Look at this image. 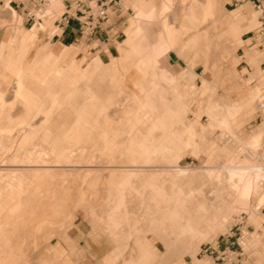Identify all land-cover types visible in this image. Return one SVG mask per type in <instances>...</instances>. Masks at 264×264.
<instances>
[{"label": "rangeland", "instance_id": "rangeland-1", "mask_svg": "<svg viewBox=\"0 0 264 264\" xmlns=\"http://www.w3.org/2000/svg\"><path fill=\"white\" fill-rule=\"evenodd\" d=\"M135 1L137 0H130L128 1L129 4L126 5L124 3L125 0H122L125 12L122 16L113 15L111 23L115 24L113 27L107 29V33L103 36L101 43L95 41L86 43L85 41H81L82 43L79 44V39L74 47L68 50V55L73 56L78 53V56L75 58V62L78 64L85 59L86 61H90L95 56H99L104 64H109L112 58H118L120 56V44L127 38L131 30V23L135 16V8L133 7V2ZM167 1L170 7H162V14L171 11V13H175L174 15H160L155 16L157 20H154L155 17L148 20L146 18H140L137 15L138 13H136V18L138 20H143L141 22L143 24L153 25L154 29H159L155 36L156 39L158 33L162 31L165 25L170 26L176 32V42L179 44L177 49L181 53V56L171 52L166 61L161 64V67L168 70L174 77L177 91L182 96V107L180 112H178L179 108L173 103L172 105L170 104L169 108L174 112H178V116L167 119L166 122L171 125L173 130H177L178 132L185 127H191L193 137L190 139V142L186 144V146L184 145L182 150L176 151V149H174L175 151L172 152L171 158L176 160V164L170 163L169 159L153 158L152 161L154 160V162H151V168L143 169V163H135V159L131 158L127 151H125L124 141L127 140L129 134H123L124 132L131 131V129H140L142 132H145L150 126H148L147 121L143 120V118L138 121L134 120L129 125L127 124L126 128L118 130L120 132L124 131L123 133L121 132V136L116 141V144H118L120 148H115L111 151L107 149V151L101 150L103 141V145L105 144L106 147L110 145V139L114 142L112 139L114 137V131H101L98 140L95 143H91L89 141V123H87V135L83 136V143H79V145L78 143L77 145L73 143L71 147L68 145V149L65 151H61L56 150L54 143H50L48 140L40 147H33L32 142L30 145L31 150L29 149L24 160L18 163L13 162V160H7L6 157L10 155L12 148L15 147L16 141L21 136V130L18 134L11 135L12 138L6 134L0 136V145L8 144L4 151H1L0 146L1 164L2 161L4 164L6 160L9 165L12 162L11 164L17 165H56L64 167L74 166L78 168L68 169L69 172L72 171L70 173H72L73 176L67 173L66 180L62 182H60V177L63 176L57 175L48 174L39 177H27L31 184L26 177H23L26 178V180L23 179L25 183L22 181L24 184H21L26 192L24 190L19 191L20 193H16V198L10 202L6 201L7 204L11 206L9 207L7 205L5 208L6 210L4 209L6 212L0 215V226L3 230L2 233H0V264H53L54 260L49 250L50 243L56 237L60 236L62 232L69 230L71 223L75 220H77L78 223L84 222L86 227L101 234L105 240H110L116 248L122 247L123 244L128 245L126 250L121 249L114 252V255L118 256V260L122 263H125V261L131 257L137 259L139 255L138 244H140V242L143 243V239L146 238L150 240V242H153L151 244L154 246V255L149 258L146 264H174L179 261H190L192 264H218L215 260L216 256L204 254V251L209 246L212 248L220 246L221 250L223 247L229 246L231 249L239 251L238 244L245 253L243 262H248V264H264V198H262L264 196V170H261L262 164H264V141H262L260 147L258 146V149L257 147L250 146V144L245 146L250 135L260 130L264 131V108L260 107V102L264 103V98L262 97V100L261 96H255L258 88L261 89L260 94L263 93L264 95V72L261 71L260 67L262 63L259 65V71L257 72L252 70L253 68L251 65L249 66L250 70L241 69L242 65L239 66L238 63L240 59H238L236 53L238 41L235 35H233L232 30L236 28L234 32L237 30L239 35L241 34V30L252 31L253 34L257 36V31L261 26L259 20L260 14L254 5L250 3L245 12L237 11L242 14L236 16V10L241 8L239 6L241 0H219L222 5V11L219 13L220 23V20L215 15V11H211L212 9L214 10L212 3L209 4L212 8H208L209 15L207 16L208 18H206L208 21H206L205 19L201 20L203 19L205 7L201 5L202 3L200 0H198L199 3H194L195 9H193L194 12L192 13V9L188 6V0ZM193 1L194 0H192V2ZM205 1L207 2L208 0H203V2ZM55 2L58 7L61 5V1L56 0ZM159 2L158 0L150 1V3L155 4V8L159 5ZM7 3H9V0H0L1 30L8 28L10 30L8 33L16 35L26 29L29 30L33 28L35 32L38 33V39L28 46L29 56L24 58V61H26V59L28 60L40 47L45 45L53 46V44H55L54 40L51 39L55 32L53 26L54 18H50V16L51 14L60 16L65 11L63 4L61 10L58 11L52 10V6L50 5L41 13H36V15L41 18V22L38 21L33 26L32 24H24L26 17L18 11H15L17 20L15 18L13 20L14 22L1 24L6 18L9 19L8 7L11 5L9 4V6ZM231 3H233L232 6L227 5ZM235 4H238V7H236ZM5 7H7V9ZM199 9L201 11L203 9V14L201 16L198 15ZM190 13L196 17L190 16L189 18ZM44 14L50 15L42 18ZM189 19L191 21L195 20V22H190ZM184 24H188L190 29H185L186 27L184 28ZM204 27L207 28V31L202 32L201 28ZM216 28H218V33L216 32ZM210 32H212L211 37ZM5 33L6 32L3 30L0 31L1 40L5 39ZM213 36L215 38L217 37L216 40L218 39L219 42L223 43L219 51H215L212 46V44L216 42L215 38L212 40L215 41L211 42ZM257 40H259V37H257ZM189 41L191 44H188L190 43ZM200 44L205 45L204 47H200ZM206 47L212 50L210 49L209 51ZM263 54L264 48H259L257 43L256 46L252 47L249 51L248 64L249 60L256 56L261 57L263 59L261 62H264ZM160 61H156V68L149 69L147 74L159 69ZM166 70L162 71L164 78L160 76V72L157 73L158 75L156 77L160 85L164 88L169 86L171 80V75L165 73ZM4 76L3 79H0L1 85V81L6 82V84H4L6 89L4 97L5 108L2 110V113L4 117L8 113H11L13 116L12 120L15 123L23 112L22 107L24 103L21 101H14V73L5 71ZM128 79L129 81L137 80L139 76L133 71L128 74L120 72L117 75L99 72L91 79L86 78L85 81L79 83V94L74 98V101L59 106L62 109H57V111H55L57 113L55 117L62 115V118H60L61 120H59L61 123L64 122L67 114L70 115L69 119H72L75 108L82 104L83 97L85 96L83 92L89 87H92L95 91L100 90L101 93L103 92L113 97L114 104L110 106L109 109L111 113L121 112L123 109H135L132 99V94L135 89L128 86ZM87 80L89 83L86 82ZM167 81L169 84H167ZM204 81H206L207 84L204 83ZM150 92L142 96L144 104L149 99ZM156 93L157 99L166 96L157 91ZM251 97L252 101L250 102L248 98ZM210 100L216 101L219 108L222 106L221 108L223 109L221 110H223V113L226 112L224 111V106L226 108L230 107L231 109L227 108L231 115L230 119L227 118V120L221 113L222 115L219 114L216 123L210 126L211 118L213 117L211 115L212 113L209 111L210 107L208 106V101ZM50 106L51 103L47 99L44 103V107L48 108ZM148 112V110L141 111V117L148 114ZM229 114L226 112L227 116ZM135 116H137V114H135ZM1 120L0 126H6L8 122L4 119ZM35 132L36 134L30 137L32 141L38 136V131ZM161 134L162 133L156 131L154 137L157 138L161 136ZM24 137L25 136L22 135L21 139ZM95 139H97V136ZM57 145L61 146L64 145V143ZM82 145L87 148H85V150L81 149ZM249 147H251V149ZM255 148L257 150H254ZM39 158L42 160H38ZM247 162H249L251 166L255 163L254 168L261 170L263 180L259 182L261 184H257V189L253 191L250 199L243 205L239 200L238 192L233 188V185L229 183L228 179L230 172L226 167L228 165H245ZM8 164L5 163L6 166H8ZM104 166L118 168V170H114L110 174L111 180L109 184L113 190L110 191L109 196L117 200L119 194L123 195L125 206L123 205L119 208L118 215L122 218L127 216L126 219L123 220L124 222H122V228L120 227V230H117L118 232L114 231V233L108 216L113 211L115 212L116 209L113 210V207L115 208V203L117 202L114 200L106 201L107 196H104V194L97 202H93L97 196V191H91L93 188L91 180L87 183L90 184L88 188H86L87 185L84 184L87 173L86 169ZM125 166H136L135 169L138 171V175H141L134 178L133 183L131 181L129 186L122 185L128 175L126 171L129 170L124 169L123 167ZM173 166L175 167L173 168ZM121 168L123 171H121ZM181 169H185L182 175L180 172ZM211 170L213 171L212 175L209 174ZM139 171L144 174L142 175ZM155 171L161 173V179L158 183L165 186L163 188L167 194L170 193L169 195H173L176 189H181L183 191L185 195L183 198L185 199L187 196L184 202H186V206L190 208V210L188 208V212L193 210L192 212H196L197 217L200 219L205 220L207 217L216 219L214 224L211 225L212 229L210 228L212 232L208 230L207 223L203 221L199 224L198 234L195 236L190 235L189 232L182 235L180 231H177L175 234L171 233L168 228V221H162V215L155 210V203L158 199L153 197V190L150 186L145 184L148 182L147 174L150 172L155 173ZM109 172V169L105 171V178L101 185L102 188L105 187L106 177ZM100 174L102 175L101 172ZM168 175L170 179L171 176H173L172 178L174 180H170ZM77 177H79V180H77ZM55 179L57 180L56 182H58V184H56V188H58L57 192H51L52 197L45 196L39 199L44 192L40 193L36 188L38 186L40 188L43 186L44 188V180L48 181L45 187L48 188L55 183ZM5 182L6 183H0V189L6 188L4 192H0L1 204L5 203V194L8 193V181L6 180ZM21 184L19 187L22 186ZM40 184L42 185L40 186ZM68 187H73L72 189H74V191H71V193L67 192ZM99 189L100 185L97 193H99ZM191 191L193 194L189 197L188 195ZM45 193H47V191ZM69 195H71V198ZM18 197H20L19 205L23 202L33 205L38 201L37 206H14L18 205ZM55 198H57L58 201H56L55 205L51 206L52 204L50 203H53ZM261 198L263 199L262 201ZM257 204L259 206H257ZM165 207V205H161V208ZM13 208L17 211H13L11 214L10 212L14 210ZM33 210H35V212ZM147 210H150V212ZM196 214L194 217L198 219ZM161 223H164L165 226H161ZM166 228H168V230H166ZM84 230L86 231V229ZM163 231H165L166 234ZM169 242L174 244L170 245Z\"/></svg>", "mask_w": 264, "mask_h": 264}, {"label": "crops", "instance_id": "crops-1", "mask_svg": "<svg viewBox=\"0 0 264 264\" xmlns=\"http://www.w3.org/2000/svg\"><path fill=\"white\" fill-rule=\"evenodd\" d=\"M128 1L130 0H125L124 3L127 5L129 4ZM144 1L137 0L133 2V7L135 8V16L133 17V21L131 23V30L128 33L127 38L123 41L122 44H120V56L118 58H112L109 64H104L99 56H95L90 61H86V59L82 60L81 63L78 64L75 62V58L76 56H78V53L73 56L68 55V50L74 47V45L79 40V34H78L79 26L77 22L73 20L70 22L68 27L57 26L54 24L53 26L55 32L53 33L51 39L54 40L55 44H53V46L45 45L40 47L29 57L28 60L26 59V61H24V58H27V56H29L28 46L33 41L38 39L37 36L38 33L35 32V30L32 28L29 30L26 29L25 31H22L19 34L12 35L8 33L10 31L8 28L2 29L3 31L6 32L5 33L6 37L5 39L2 40L0 39V48L2 49V50L0 49L1 50L0 79H3L5 77L4 76L5 71L8 72L11 71L14 73L15 78L13 81L14 82L13 98L14 101H21L22 103H24V106L22 107L23 110L22 114L17 118L19 121L14 123L13 120H11V118H13L11 113H8L4 117L2 110L5 108L3 106L5 100L2 101V99H5L4 97H5L6 89L4 87L5 86L4 84H6V82L1 81L2 85L0 84V123L2 122L1 119H4L8 122L7 124H9V126L7 125V127L15 126V128H17L24 121L25 127L23 126V129L20 131L21 132L20 134L26 136L27 134L30 133L31 129L38 131V136L35 138L33 142V147H40L48 140L50 143H54V145L56 146V150H61V151H65L66 149H68L67 148L68 145H70L71 147L73 143H75V145H77V143L78 145L79 143H83L84 141L83 136L87 135L86 127H87V123H89L88 125L89 137H90L89 141L91 143H95L98 140V136L101 131H108V132L114 131L113 132L114 137L112 138L114 142H112V140L110 139V143H109L110 145L107 147L105 146V144L103 145L104 141L102 142L101 150L105 151L107 149L109 151V149H111L110 148L111 146H113L114 149L120 148L118 144H116V141L117 139H119V137L124 131L123 132L121 131L122 132L121 133L118 130H121L122 128H126V125L127 124L129 125L134 120L138 121L143 118V120L147 121L148 126L150 127L146 129L145 132H142V130L140 129L137 130L131 129V131L129 132H124L123 134H127V135L129 134L127 140L124 141L125 151H127L128 155L131 158L138 160L140 159L139 155L142 154V151L139 150V145L140 147L145 146V148L148 149L146 153L147 154L146 158L169 159L170 160L169 162L173 163V160L175 159H172L171 157H172V152H174L175 150L172 149V145H171L172 143H174V136L172 133L181 134L183 133L184 129L188 127H185L180 132H178L177 130H173L171 128V125L166 122L167 119H172L175 118V116H178L177 113L180 112L182 104L181 101L177 100L176 95L178 96V98L182 96L177 91L174 82V77L170 74L168 70L162 68L161 64L166 61L168 55L171 52L177 53L179 54V56H181V53L177 49L179 47V44H177L173 49L165 52L163 55L159 56L158 58H155V56L153 55V46H155L154 44L157 43V39L155 38V36L159 29H154L153 25H146L141 23L143 20L140 19L138 20L136 18V13H137L136 6H138L141 3H147L149 5V8H147L146 10L148 12L153 11L154 12L153 15L156 16L171 15V14L174 15L175 13H171L170 11L162 14L163 8L161 5L164 2H167V0H158L160 2L158 3L159 5L156 8L154 3L152 4L150 3L151 0H144ZM200 1L203 2V0ZM7 4L8 5L10 4L11 5V6L9 5L10 8H12L14 11H18L22 15H25V11L27 10L26 0H9V3ZM60 4L61 5L58 7L56 11L61 10L62 3ZM248 4H250V1L247 0L241 1L239 5L241 8L236 10V12L237 11L245 12ZM22 5H24V8L22 7ZM227 5L232 6L233 3ZM213 6H215L214 7L215 14L220 20L219 13L220 11H222V5L219 2V0H215ZM235 6L238 7V4H235ZM155 10L157 11L156 13ZM202 14H203L202 11L199 9L198 15L201 16ZM16 20H17V16H16ZM12 21L6 18V20L1 22V24ZM24 24L30 25L31 23H28L25 20ZM184 27L190 29V26L188 24H184ZM138 29H140L141 33L146 34L145 35L146 45L140 48L135 47L136 42L139 39V36L136 35V31ZM2 30L0 29V31ZM201 30L202 32H205L207 31V28L204 27L201 28ZM216 32L218 33V28H216ZM239 37H240L239 38L240 43H238V47L236 49L238 59H240L238 64L239 66L242 65L241 69L250 70L248 64L249 51L252 49V47L256 46V44L258 43L257 36L253 34L252 31L241 30V34ZM204 45L205 44L202 45L200 44V47H204ZM258 47L261 48L259 44ZM37 60L39 63L36 62ZM156 61L157 62L160 61L159 69H157L154 72H149L147 74V71L149 69L156 68ZM35 62L36 64H34ZM48 63H50L49 66ZM260 67H261V71L264 72V62H262ZM163 70H166L165 73H169L171 75L170 84L167 81V84H169L167 88L162 87L160 85L159 80L156 79L158 72H160V76L164 78L162 75ZM131 71H133L135 74L139 76V79L137 80L129 81L128 79L127 81L128 86L133 87L135 89V91L132 94V99L135 105V109H129V110L123 109L121 112L119 111V112L111 113L109 112V109L110 106L114 104L113 97L110 95H106V93L103 92L101 93L100 90L95 91L92 87H89L85 92H83L85 96L83 97L82 104L79 107L75 108L72 119H69L70 115L67 114V116H65V120L63 124L59 122V120H61L60 118H62V115H58L55 117V114H57L55 111H57V109L59 110L62 109L59 106L74 101V98L77 96V94H79V90H78L79 83L85 81L86 78L91 79L95 74L99 72H106V73H111L113 75H117L120 72H124L128 74ZM86 82L89 83L88 80ZM25 87L28 88L29 90L26 89ZM155 90L158 93L166 96L157 99V93ZM28 91L31 92L29 93ZM32 92L34 93L32 94ZM148 92H150L149 93L150 97L144 104L142 101V96L144 94H147ZM47 98L51 103V106L48 108L44 107V103L46 102ZM33 101L36 102L33 103ZM52 101L55 103H53ZM37 103L39 108L38 111H37L38 108H36ZM172 103L179 108L178 112H174L169 108V105L170 104L172 105ZM33 104H35V106H33ZM29 106L30 107L32 106L31 108L32 109L35 108L36 110H31V109L29 110ZM27 108L28 110H26ZM144 110H148L149 112L148 114H145L143 117H141V111ZM26 112L28 113L27 115L28 117L26 116L27 114ZM86 114H87V118H86ZM135 114H137V116H135ZM29 115L31 116L30 118L32 120L29 119ZM25 117L29 119L26 121L28 122L30 121V123H27L25 121L26 119ZM20 118L22 119V122L20 121L21 120ZM32 121L33 123H31ZM7 127L0 126V132L1 130L3 131ZM156 131L162 133L161 136L155 138L154 134ZM96 136L97 139H95ZM62 143H64V145L61 146L57 145ZM165 145L167 146V150L162 154L161 157H158L155 151H157L159 146H165ZM28 148L31 150V146H29ZM85 148L87 147L82 145L81 149L85 150ZM3 168L4 170H8V171L9 169L12 170V168H18L16 170L20 171L21 172L20 174L23 177L45 176L52 172L51 169L60 170L61 171L60 174L63 175L67 171V173L72 175L70 173L72 171L68 172V169H73V168L78 169L77 167L74 166H70V167L58 166L56 168L55 166L18 165L14 167L13 166L0 167V170H2ZM45 168L46 169L49 168V170L47 169L46 172ZM123 168H126V166ZM134 168H136V166ZM142 168L146 169L143 166ZM88 169L92 172V174L94 173L97 174L96 173L97 171L99 173L101 172L103 176V179L100 182L99 194L95 199L98 201L100 197L104 194V196L105 195L107 196L106 201H111L112 197L109 196V193L113 189L109 184V181L111 180L110 174L112 171L118 170V168L110 167V166L108 168L107 166H104V167H91ZM107 169H109L110 172L106 177L105 187L102 188L101 185L105 178V171ZM56 171H54L55 173L53 172V175L61 176L59 174L60 171H57L58 173ZM13 172L16 171L14 170ZM50 175H52V173ZM46 184H48V181L44 180V188L43 186L42 188L38 186L36 190L40 191V193L46 192L49 189H53V191L57 192L55 190L57 188L54 187L55 184H57V182L53 184L54 186L51 185L48 188H45ZM41 185L42 184H40V186ZM72 188L73 187H68L67 192L71 193V191H74V189ZM69 197L71 198V195H69ZM53 201H54L53 203H50L52 204L51 206L55 205L58 199L55 198ZM97 201L94 200L93 202H97ZM37 202L38 201H36L33 205L31 203L23 202L20 206L36 207ZM84 227H86L84 222L78 223V221L75 220L71 223V227L69 228V230L62 232L60 236L56 237L53 241H51L49 250L51 253V257L54 260L53 264H146L144 263V261L141 260L137 263L138 257L137 259L131 257L130 259H127L125 263L120 262L118 260V256L114 255V252H116V250H121V249L126 250L128 245L123 244L122 247L116 248L114 244L110 242V240L109 241L105 240L101 234L96 233L93 229H90L88 227L84 228ZM84 229H86V231ZM143 241H145L146 245L151 249V256H150L151 258L154 255L153 253L154 246H152L151 244L153 242H150V240L146 238L143 239ZM140 244L138 245L140 246ZM173 244L174 243H170V245ZM174 264H192V263L190 261L189 262L179 261Z\"/></svg>", "mask_w": 264, "mask_h": 264}, {"label": "bare ground", "instance_id": "bare-ground-1", "mask_svg": "<svg viewBox=\"0 0 264 264\" xmlns=\"http://www.w3.org/2000/svg\"><path fill=\"white\" fill-rule=\"evenodd\" d=\"M56 1V0H55ZM55 1H53L52 3H53V5H52V3L50 4L51 6H52V10H54V11H56L57 10V8H58V6H57V3L55 2ZM58 1V0H57ZM144 1V0H143ZM189 2H188V6H190L189 8L190 9H192V11H191V13L192 12H194L193 11V9H195L194 8V3L196 4V2H198L199 3V1L198 0H194L193 2H192V0H188ZM214 1L215 0H208L207 2L205 1V2H201L200 4L203 6V7H205V9H204V14H203V19H201V20H206V18H208L207 16L209 15L208 13V8L209 7H211V5L209 6V4L210 3H212V4H214ZM145 2V1H144ZM168 2V1H167ZM167 2H164L161 6L162 7H167V6H169V3H167ZM174 3V2H173ZM152 4V3H151ZM7 5V4H6ZM175 6V5H174ZM177 6V5H176ZM137 7V13H138V16L140 17V18H146V19H151V18H153V17H155L156 15H153V11H147L146 9L147 8H149V5L147 4V3H141V4H139L138 6H136ZM170 7V6H169ZM201 7V6H200ZM202 7V8H203ZM213 8L215 7V6H212ZM211 7V8H212ZM6 9H7V7H5ZM174 8V7H173ZM155 9V8H154ZM169 9V8H168ZM8 10H9V14H8V16H9V19L8 20H10V21H12V20H14L15 18H16V12L12 9V8H10V7H8ZM189 11V10H188ZM202 11H203V9H202ZM211 11H215V10H211ZM49 12V11H48ZM157 12V11H156ZM155 12V13H156ZM190 13V15H189V18H190V16L191 17H196V16H193L192 14ZM242 13L241 12H237L236 13V16H240ZM216 15V14H215ZM165 17V16H164ZM209 17H211V16H209ZM156 18V17H155ZM154 18V20H157V18L155 19ZM182 18V17H181ZM181 18H179V19H181ZM161 19V18H160ZM174 19H176V18H174ZM141 20V19H140ZM153 20V19H152ZM177 20H178V18H177ZM190 20V19H189ZM138 21V20H137ZM194 22H195V20H193ZM193 21H191L190 20V22H193ZM206 21H208V20H206ZM150 22H151V20H150ZM168 23V22H167ZM159 24H160V22H159ZM169 24H171V23H169ZM176 27V26H175ZM174 27V28H175ZM180 27V26H179ZM193 27V26H192ZM177 28V27H176ZM175 28V29H176ZM181 28H182V24H181ZM185 28V27H184ZM185 29H187V28H185ZM236 28H233L232 30H233V35H235V38H236V40L238 41V43H240V35H239V32L236 30L235 32H234V30H235ZM176 30H178V29H176ZM180 30V29H179ZM196 31V30H195ZM232 32V31H231ZM212 32H210V37L212 36V34H211ZM136 35L137 36H139V39L137 40V42H136V45H135V47L136 48H140V47H142V46H145L146 45V42H145V40H146V34L145 33H141V31H140V29H138L137 31H136ZM214 35V34H213ZM31 36V35H30ZM233 37V36H232ZM191 38V37H190ZM193 38V37H192ZM215 37L213 36V38L211 39V42H214L215 40H216V38H215V40L214 41H212L213 39H214ZM186 41V40H185ZM193 41H194V39H193ZM193 41H192V44H193ZM187 42H188V39H187ZM190 42V41H189ZM211 42H210V45H211ZM16 43V42H15ZM27 43V42H26ZM188 44H191V42L190 43H188ZM223 43L222 42H219V40L217 39L216 40V42H214V44H212V46L214 47V50L216 51V50H218L219 51V49H221L222 47L221 46H223L222 45ZM155 46H153V55L155 56V58H158L159 56H161V55H163L165 52H167V51H169V50H171V49H173L176 45H177V42H176V32H175V30L173 29V28H171L170 26H168V25H165V26H163V28H162V31L160 32V33H158V36H157V43L156 44H154ZM240 45H242V44H240ZM15 46H17V45H15ZM211 46V47H212ZM27 47V46H26ZM225 47V46H224ZM207 48V47H206ZM205 48V49H206ZM210 48V47H209ZM1 49V48H0ZM26 49V48H25ZM211 49V48H210ZM210 49H208L207 48V50H209L210 51ZM226 49V48H225ZM227 49H228V47H227ZM226 49V50H227ZM2 50V49H1ZM0 50V51H1ZM206 50V51H207ZM212 50V49H211ZM25 51V50H24ZM209 51H208V53H209ZM212 52V51H211ZM218 53V52H217ZM251 53H253V52H251ZM26 54V53H25ZM214 54V53H213ZM216 54V53H215ZM264 55V54H263ZM212 56V55H211ZM216 56V55H215ZM235 56V55H234ZM251 56H253V55H251ZM46 58V57H45ZM56 58V57H55ZM54 58V59H55ZM216 58V57H215ZM53 59V60H54ZM217 59V58H216ZM42 60V59H41ZM41 60H39V61H41ZM261 60L263 61V59L261 58V57H254L253 59L251 58L250 60H249V66L251 65L252 66V70H255L256 72L257 71H259V69H258V67H259V65L262 63L261 62ZM37 63H39L38 62V60L36 61ZM36 62L34 63V64H36ZM230 62V61H229ZM52 63V62H51ZM224 63V62H223ZM228 63V62H227ZM74 64V63H73ZM230 64V63H229ZM50 65V63H48V66ZM22 66V65H21ZM34 66V65H33ZM32 66V67H33ZM80 66V65H79ZM219 67V66H218ZM65 69V68H64ZM87 69V68H86ZM22 70V69H21ZM20 70V71H21ZM31 70H32V68H31ZM85 70V69H84ZM62 71H63V69H62ZM83 71V70H82ZM224 71H225V69H224ZM255 72V73H256ZM253 73H254V71H253ZM259 73V72H258ZM14 83V82H13ZM18 83V82H17ZM204 83H206L207 84V82L206 81H204ZM210 87V86H209ZM209 87H208V89H209ZM26 88V87H25ZM18 89H19V87H18ZM26 89H28V88H26ZM207 89V88H206ZM29 90V89H28ZM258 91H256L257 93H255V96H261V98L263 97L264 98V95H263V93L262 94H260V90L261 89H257ZM263 90V89H262ZM16 91V90H15ZM17 91H19V90H17ZM29 92V91H28ZM31 92V91H30ZM29 92V93H30ZM66 92V91H65ZM255 92V91H254ZM34 92H32V94H33ZM16 94H18V93H16ZM25 94V93H24ZM251 94V93H250ZM20 95V94H19ZM29 95V94H28ZM35 95H36V93H35ZM67 95V94H66ZM253 95H254V93H253ZM252 95V96H253ZM34 96V95H33ZM50 96V95H49ZM24 97V96H23ZM36 97V96H35ZM38 97V96H37ZM176 97H177V100H179V101H181V97L180 98H178V96L176 95ZM26 98V97H25ZM263 98H262V100H263ZM39 99V98H38ZM48 99V98H47ZM60 99H61V96H60ZM248 99H250V102L252 101V97L251 98H248ZM3 100H5V99H2V101ZM36 100V99H35ZM209 100V99H208ZM28 101V100H27ZM60 101V100H59ZM246 101H248V100H246ZM253 101H254V99H253ZM36 102V101H35ZM34 101H33V103H35ZM53 102V101H52ZM256 102V101H255ZM4 103V102H3ZM31 103H32V101H31ZM39 103V102H38ZM38 103H37V107L36 108H38ZM53 103H55V102H53ZM208 103H209V107H210V113H212L211 115L213 116H211L212 118H214V119H212L211 118V123H210V126H212V125H214L215 123H216V120H217V117L219 116V114H223L224 115V117L227 119H230V117H231V115L229 114V112H228V110H227V108H229V109H231L230 107H225L224 106V111H226L229 115L227 116L226 115V112H222L223 110H221V109H223V108H219L218 107V104H217V102L215 101H208ZM57 105H59V104H57ZM228 105V104H227ZM4 106V105H3ZM28 106V105H27ZM33 106H35V104H33ZM39 106H40V104H39ZM207 106V107H208ZM220 106V105H219ZM32 107V106H31ZM30 106H29V110L31 109V110H36L35 108H31ZM218 107V108H217ZM260 107H262V108H264V103L263 102H260ZM226 108V109H225ZM26 110H28V108L26 109ZM39 110V108L37 109V111ZM230 111V110H229ZM36 112V111H35ZM53 112V111H52ZM231 112V111H230ZM27 113V112H26ZM31 113H32V111H31ZM218 113V114H217ZM35 114V113H34ZM39 114V113H38ZM221 114V115H222ZM28 115V113L26 114V116ZM49 115V114H48ZM48 115H47V117H48ZM37 116V115H36ZM36 116H33V117H36ZM28 117V116H27ZM31 116L29 115V119H31L30 118ZM38 117V116H37ZM26 118V117H25ZM25 118H23V119H25ZM51 118V117H50ZM21 119V118H20ZM28 118H26L25 119V121L26 120H29ZM227 119V120H228ZM11 120H12V118H11ZM18 120V119H17ZM32 120V119H31ZM9 121V120H8ZM19 121V120H18ZM21 122H22V119L20 120ZM27 123H30V121L28 122V121H26ZM19 123V122H18ZM23 123V124H22ZM21 124H20V126L19 127H17V128H15V126L14 127H12V126H10V127H7V125L9 126V124H7L6 125V129H4L3 131L1 130V132H0V136H3L4 134H6V135H9V136H11V135H16V134H18L19 133V131L20 130H22L23 129V126L25 127V122L23 121ZM26 123V124H27ZM31 123H33V121L31 122ZM11 124V123H10ZM31 125V124H30ZM21 133V132H20ZM29 133V132H28ZM36 134V132H35V130H31L30 131V133L29 134H27L23 139H21V137H22V135L23 134H20L21 136L19 137V139L16 141V144H15V142H14V144H15V147H13L12 148V151H11V153H10V155H8V157H10V158H8V157H6V159L7 160H13V162H19V161H23L24 160V158H25V156H26V154L29 152V148H28V145L30 144H32V142H34V141H32V139H30V137L32 136V135H35ZM173 134V136H174V143H172L171 145H172V149H176V151H180V150H182V148H183V146L185 145L186 146V144H188L189 142H190V139L193 137V133H192V129H191V127H188V128H186V129H184V131H183V133H181V134H179V133H172ZM1 138V137H0ZM11 138H12V136H11ZM14 138V137H13ZM264 131L263 130H260V131H258V132H255L254 134H252V135H250V138L246 141L247 143H246V145L245 146H247V144L249 145L250 144V146H253V147H257V149H258V146L260 147L261 146V143H262V141H264ZM11 140V139H10ZM13 140V139H12ZM1 141H3V140H1ZM10 142V141H9ZM0 144H1V142H0ZM2 144H3V142H2ZM21 144V145H20ZM244 144H245V142H244ZM8 145V144H7ZM7 145H0L1 146V151H4L5 149H6V146ZM29 145V146H30ZM263 145V144H262ZM111 149H109L110 151L111 150H113L114 149V147L113 146H111L110 147ZM250 149H251V147H249ZM253 149V148H252ZM256 148L254 149V150H257ZM139 150L140 151H142V154H140L139 155V158L140 159H142V160H140V159H138V160H134V162L135 163H139V162H142L143 163V167H145V168H150L151 167V162H154V160L152 161V159H150V158H146L147 157V151H148V149L147 148H145V146H141L140 147V145H139ZM167 150V146L165 145V146H159V148L157 149V151H155L156 153H157V156L158 157H161L162 156V154L165 152ZM253 150V151H254ZM8 153V154H9ZM258 153V152H257ZM44 156V155H43ZM4 159V158H3ZM2 159V160H3ZM255 159V158H254ZM257 159V158H256ZM1 160V161H2ZM32 160V159H31ZM38 160H42L41 158H39ZM9 162V161H8ZM11 162V161H10ZM30 162V161H29ZM32 162V161H31ZM92 162V161H91ZM94 162V161H93ZM260 162V161H259ZM5 163L6 164H8L7 163V161L5 160ZM5 163L3 164V161H2V164L0 165V167H7L6 165H5ZM12 163V162H11ZM10 163V165L8 164V166H18L17 164H11ZM173 163L174 164H176V161L175 160H173ZM254 163V162H253ZM94 164V163H93ZM255 163L253 164V166H251L250 164H249V162H247V164H245V165H240V166H234V165H228L226 168L228 169V171L230 172V176H229V183H231L232 185H233V188L238 192V195H239V200L241 201V203L243 204V205H245V203L250 199V197H251V195H252V193H253V191H255L256 189H257V184L260 182V181H262L263 179H262V177H263V174H262V172H261V170H264V164H262V168H261V170H259V169H257V168H254L255 166ZM259 166V165H258ZM257 166V167H258ZM55 167L57 168L58 166H56L55 165ZM108 168H109V166H107ZM135 166H133V167H126V168H124V169H129V170H124V171H126L127 173H128V175H127V177L125 178V180H124V184H122V185H124V186H129L130 184H131V181H132V183H133V179L134 178H136L137 176L139 177V176H141V175H138V171L134 168ZM175 166H173V168H174ZM260 167V166H259ZM55 168V169H56ZM177 168V167H176ZM6 169V168H5ZM16 171V172H13L14 170ZM16 169H18V168H12V170L11 169H9V171L8 170H4V168L2 169V170H0V183H6L5 181L7 180L8 182H7V184H8V193L7 194H5L6 196H5V203H0L1 205H0V215L3 213V212H6L5 210V208H6V206L8 205L7 204V202L6 201H8V202H10L11 200H13L14 198H16L15 196H16V193L17 192H19V191H22V190H24L25 191V188L23 189V185L21 184V183H23L22 181H24V180H26V178L28 177H26V176H24V177H26V178H23V176H21V172L20 171H18V170H16ZM46 169V168H45ZM48 170H49V168H47ZM47 169H46V172H47ZM51 169V168H50ZM11 170V171H10ZM52 170V175H53V172L54 171H56V170H54V169H51ZM54 170V171H53ZM178 170V169H177ZM57 171H60V170H57ZM56 171V172H57ZM63 171H65V170H63ZM86 171H87V173H86V178H85V180H84V184H86L87 185V187L86 188H88V186L90 185V184H87L88 183V181H90L91 180V184H92V186H93V188H94V190H93V188H92V190L91 191H94V192H98V188H99V185H100V182H101V180L103 179V176L99 173V172H97L96 171V173L97 174H92V172L88 169H86ZM85 171V172H86ZM119 171H120V169H119ZM121 171H123L122 170V168H121ZM129 171V172H128ZM185 171V169H181L180 170V172H181V175H182V173ZM19 172V173H18ZM69 172V171H68ZM95 172V171H94ZM141 172H142V170H141ZM140 171H139V173H141ZM177 173H180V172H178V171H176ZM24 173V172H23ZM51 173H49V175L51 174ZM55 173V172H54ZM58 173V172H57ZM61 173V171L59 172V174ZM64 173V172H63ZM164 173V172H163ZM167 173V172H166ZM67 174V171H66V173L63 175V174H60L61 176L63 175V177H60V182H62V181H65L66 180V175ZM72 174V173H71ZM85 174V173H84ZM142 174V173H141ZM144 174V173H143ZM142 174V175H143ZM209 174L210 175H212L213 174V171L211 170L210 172H209ZM48 175V174H47ZM70 175V174H69ZM75 175V174H74ZM146 175V174H145ZM161 173L160 172H157V171H155V173H149V174H147V177H148V182H147V179H146V182L147 183H145V184H147L148 186H150V188L153 190V194H154V198L155 199H158V201H156V203H155V205H156V207H155V210L160 214V215H162V221H168V223H169V225H168V228H169V230L171 231V233H173V234H175V233H177V231L179 232L180 231V234L182 235V234H184V233H187V232H189L190 233V235H192V236H195V235H197L198 234V230H199V224L201 223V222H203V221H205L206 223H207V228H208V230H210V228L212 229V227H211V225L212 224H214V222H215V220L216 219H214V218H211V217H207L205 220L204 219H200V218H198L197 217V214H196V212H192V211H189L188 212V208L189 207H187L186 206V202H184V201H186V199H187V196H186V198L184 199L183 198V196H185L184 195V193H183V191L181 190V189H176L175 190V192L173 193V195H169V194H167V192H165L164 191V188L163 187H165V186H162V185H160L159 183H158V181H160V179H161ZM170 175V174H169ZM169 175H168V178L170 179V177H169ZM180 175V174H179ZM185 175V174H184ZM73 176V175H72ZM178 176V175H177ZM54 177V176H53ZM173 176H171V179H173L172 178ZM29 178V177H28ZM27 178V179H28ZM78 178V177H77ZM167 178V179H168ZM24 179V180H23ZM163 179V178H162ZM170 179V180H171ZM29 180V179H28ZM27 180V181H28ZM54 180V179H53ZM77 180H79V178L77 179ZM82 180V179H81ZM169 180V181H170ZM174 180V179H173ZM26 181V182H27ZM57 180L55 179V181L54 182H56ZM168 181V182H169ZM29 182H30V180H29ZM28 182V183H29ZM59 182V183H60ZM143 182V181H142ZM167 182V183H168ZM173 182V181H172ZM24 183H25V181H24ZM23 183V184H24ZM81 183H82V181H81ZM161 183V182H160ZM20 184L22 185L21 187H19L20 186ZM30 184H31V182H30ZM57 184H58V182H57ZM144 184V185H145ZM259 184H261V183H259ZM27 185V184H26ZM25 185V186H26ZM121 185V186H122ZM172 185H173V183H172ZM30 186V185H29ZM54 186V185H53ZM174 186V185H173ZM28 187V186H27ZM54 187H56V184H55V186ZM53 187V188H54ZM169 187V186H168ZM1 188V187H0ZM123 188V187H122ZM6 189V188H5ZM5 189H0V192H4V190ZM58 189V188H57ZM57 189H55L56 191H57ZM131 189H133V188H131ZM167 189V188H166ZM169 189V188H168ZM26 190H27V188H26ZM26 192V191H25ZM51 192H53V189H49L48 191H47V193H42L41 194V196L39 197V199L41 198V197H52V193ZM96 192V194L98 195L99 193H97ZM20 193V192H19ZM94 194V193H93ZM125 194V193H124ZM192 191L189 193V197H191L192 196ZM263 194V193H262ZM24 195V194H23ZM126 195V194H125ZM124 195V196H125ZM18 196H20V195H18ZM95 196V195H94ZM97 197V196H96ZM99 197V196H98ZM151 197H152V195H151ZM262 198H264V196L262 197ZM261 198V201L263 200ZM18 199V205H19V199H20V197H18L17 198ZM95 201H97L96 199H94ZM93 200V201H94ZM116 201L117 203H115L116 204V206H115V208L113 207V210L114 209H116L115 210V212L113 211L111 214H109V216H108V219H109V221H110V224H111V228L113 229V233H114V231H117V230H120V227H121V225H122V222H124L123 220H125L126 219V217L127 216H125L124 218H122V217H120L119 215H118V210H119V208L121 207V206H123L124 205V201H123V195L122 194H119V197L117 198V200H115V199H111V201ZM12 203V202H11ZM10 204V203H9ZM161 205H165L166 207L165 208H161ZM9 207L11 206V205H8ZM16 206V205H15ZM20 206V205H19ZM125 206V205H124ZM257 206H259L258 204H257ZM18 207V206H17ZM16 208V207H15ZM5 209V210H4ZM9 209V208H8ZM7 209V210H8ZM14 209V208H13ZM92 210V209H91ZM111 210V209H110ZM189 210H190V208H189ZM9 211V210H8ZM13 211H17V210H11V214L13 213ZM34 212H35V210H33ZM148 212H150V210H147ZM38 212V211H37ZM46 212V211H45ZM153 212V211H152ZM124 213V212H123ZM126 213V212H125ZM128 213V212H127ZM196 214V217L198 218V219H196L194 216H195V214ZM15 214V213H14ZM28 214H30V213H28ZM36 214V213H35ZM46 214V213H45ZM194 214V215H193ZM32 215V214H31ZM34 215V214H33ZM127 215V214H126ZM122 218V219H121ZM158 218H160V217H158ZM26 221V220H25ZM53 221V220H52ZM153 221H155V220H153ZM33 222V221H32ZM126 223V222H125ZM151 223H153V222H151ZM153 225H155V224H153ZM161 226H165V224L164 223H161L160 224ZM157 227V226H156ZM122 228V227H121ZM153 228H155V227H153ZM168 228H166V230H168ZM156 229V228H155ZM161 229H162V227H161ZM165 229V228H164ZM2 228H1V226H0V233H2ZM151 231H152V229H151ZM211 232H212V230H210ZM118 232V231H117ZM155 232V231H154ZM163 232H165V231H163ZM150 233H152V232H150ZM170 233V234H171ZM165 234H166V232H165ZM150 256H151V249L146 245V242L145 241H143V243H141L140 244V246H139V255H138V260H137V263L141 260V261H144V263H146L148 260H149V258H150Z\"/></svg>", "mask_w": 264, "mask_h": 264}, {"label": "built area", "instance_id": "built-area-1", "mask_svg": "<svg viewBox=\"0 0 264 264\" xmlns=\"http://www.w3.org/2000/svg\"><path fill=\"white\" fill-rule=\"evenodd\" d=\"M55 0H27L25 11V20L35 25L41 22L36 13H41ZM64 6V12L60 16L51 14L50 18H54L53 25L68 27L70 22L76 21L78 24V34L81 41L92 43L93 41L101 43L103 36L106 35L107 29L113 27L115 23H111L113 15L122 16L125 12L122 0H59ZM245 1V0H241ZM254 5L259 12L260 28L257 31V41L261 48H264V0H247ZM24 8V5H22ZM50 15V14H49ZM49 15H42L45 18ZM98 47V46H97ZM239 246L238 250H233L229 246H220L216 248L208 247L204 254L216 256L215 260L218 264H248L243 262L244 251Z\"/></svg>", "mask_w": 264, "mask_h": 264}]
</instances>
